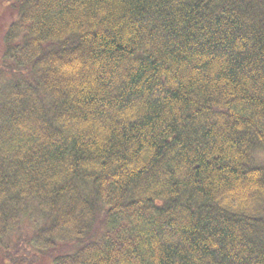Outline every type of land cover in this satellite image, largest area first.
<instances>
[{"label": "trees", "instance_id": "obj_1", "mask_svg": "<svg viewBox=\"0 0 264 264\" xmlns=\"http://www.w3.org/2000/svg\"><path fill=\"white\" fill-rule=\"evenodd\" d=\"M0 264H264V0H0Z\"/></svg>", "mask_w": 264, "mask_h": 264}, {"label": "rangeland", "instance_id": "obj_2", "mask_svg": "<svg viewBox=\"0 0 264 264\" xmlns=\"http://www.w3.org/2000/svg\"><path fill=\"white\" fill-rule=\"evenodd\" d=\"M21 251V250H20ZM26 256H22V257H19V258H25ZM27 257H29V256H27ZM27 257H26V259H27ZM26 262H30V261H26Z\"/></svg>", "mask_w": 264, "mask_h": 264}]
</instances>
